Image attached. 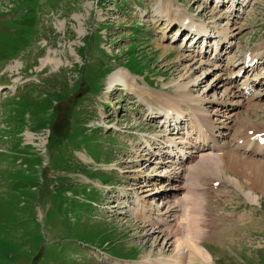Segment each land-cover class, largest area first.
<instances>
[{"label": "rangeland", "instance_id": "obj_1", "mask_svg": "<svg viewBox=\"0 0 264 264\" xmlns=\"http://www.w3.org/2000/svg\"><path fill=\"white\" fill-rule=\"evenodd\" d=\"M217 1L0 0V264L172 257L176 264H264V159H252L262 169L246 164L232 175L214 151L188 156L181 176L174 175L138 148L140 138H170L174 127L151 122L133 91L103 94L107 77L126 67L154 105L158 93L183 95L184 87H176L189 84L195 104L212 103V111L234 78L229 70L239 71L248 53L264 54V0H245L232 27L224 14L230 2ZM161 4L211 34L231 29L226 35L233 37L215 53L201 39L207 53L194 61L186 48L198 50L196 39L185 36L178 18L157 15ZM216 54L223 57L213 69L207 64ZM255 77L264 81V69ZM256 94L264 96V86ZM232 103L228 115L235 113ZM261 109L250 121L264 129ZM139 200L152 222L170 212L173 233L144 223Z\"/></svg>", "mask_w": 264, "mask_h": 264}, {"label": "bare ground", "instance_id": "obj_2", "mask_svg": "<svg viewBox=\"0 0 264 264\" xmlns=\"http://www.w3.org/2000/svg\"><path fill=\"white\" fill-rule=\"evenodd\" d=\"M228 2H230L231 4L228 7H226V9L224 10V14L226 20L228 21L227 26L232 27L240 19L241 10L239 8H243L246 5H245V0H228L227 2H223V0H221V6L223 7L225 3ZM158 6H159L158 7L159 10L157 12V15L166 17L168 22L172 21L173 18H178L177 22L179 24L180 29L182 28V31L187 32L185 36L188 35L194 36L193 39L196 40L193 42L192 48H196L198 45L201 46V49L198 52L196 51V49L186 48L190 56L192 54L194 55L196 54V56L193 57L194 61H197L198 60L197 57L202 55L201 50H203V54L207 53L206 44L203 45L205 41L203 42L202 45H200L201 39L203 40L206 39L208 40L207 42H211V41L215 42L213 44L215 51L219 48V45L223 47L225 43H229V38L233 37V36H228V34L226 35V33H228L231 29L224 31L215 30V32L211 34V32L207 30V28L206 31L203 28H201L200 25L202 24L198 25L197 23H193V20L183 15L179 17L172 16L171 13H169V11H164L162 4L161 6L160 5ZM220 10L221 9H219L218 11ZM228 17H230V19ZM230 48H232V46H230ZM263 50L264 48L262 49V51ZM187 57L189 58V56ZM221 57L223 56L217 54L213 63L211 64L206 63V64L210 66L213 65V69H215L216 66H218L215 61H220L222 59ZM263 65H264V54H262V52L261 53L252 52L247 54V56L243 58L241 67L239 68V71L243 69L244 75L243 74L242 76L238 75L239 71L233 73L232 71L229 70L230 75H235V74L236 75L234 78H230L226 81L225 84H228V87L224 88V93H225L224 98L223 99L220 98L221 99L220 103L214 102L215 106L212 111L211 110L209 111V107L212 105V103L210 104V102H207V100L205 102L210 105L205 106V108H203L202 106H197L195 104L198 97L196 96L197 98L196 100H194V98L188 94L186 90L187 89L186 86H189V84H180V86L176 87V89L178 88L180 89V87H184L182 88L184 89V93H185L183 95L182 94L180 95V93H178L179 91H175L177 95H175L174 97L172 95L166 96L163 93H158L157 95L160 99H158L157 102H155L156 104L154 105L151 102L152 97H149L148 99L143 98V95L147 96V94L143 92V90L136 88L138 83L135 80V78L132 77L128 72H122V71H115L107 77L103 94H105V99H107V96L113 89H115V87H120L126 91H133L134 94H136V98L141 99V101L145 103V110L146 112H148L149 114L148 116L150 117L151 122L157 121V119L162 118V121H160L161 129L167 131L174 127L173 129V131H175L174 135H172L170 138L162 137V140L165 141V143L159 140V138L161 139V137H159L158 135H151L149 136L150 138L149 137L140 138L142 139L145 146L143 147L140 146L139 154H143L146 158L148 155L149 156L154 155L156 159L161 161V162H155L156 166L159 165V163L169 165L170 169H172L171 172L174 175H179L183 170L181 169L182 163L184 161L187 162L188 156H193L196 153L203 152L205 150H211L218 152L219 154L218 160L221 163H223L222 165H224V167H226L224 168L225 171L226 169H228L232 175H238L241 174L240 172L242 171L243 167L247 166L246 164H249V167L250 165L252 166L254 164L252 160L253 158H257L258 160L264 159V129L262 127H258L261 126V125H257L259 123L255 124L250 121V119H252L251 117L254 115L253 113L254 110H256L257 108L259 107L263 108L261 110H263L264 113V96H260L259 94H255V93L251 94L252 89L256 90L255 86L262 84L261 80L257 79L254 74ZM218 67L217 69H219ZM248 67L251 70L247 69ZM241 77H242V81L240 83L241 86L239 88L237 86H233V84H235V82H238ZM231 86L235 88H231ZM253 98H256L257 100L254 101ZM232 99L235 100L233 103L235 105L234 108L236 110L235 113L232 112V114L228 115L227 112L228 111L231 112V106L229 103H232ZM258 101L260 102L258 103ZM152 105H154L155 107ZM183 106L187 110L185 116H181L183 114V110H182ZM244 109H246L245 112ZM183 119L189 121V126L186 127V132L181 133L182 128H177V127L179 124L182 125L184 123ZM113 127L115 126L113 125ZM226 138H228L227 141H225ZM153 139H156V141L154 142ZM154 144L162 145L159 146L158 149L159 152L155 154L152 153L151 150V146ZM163 159H167V160L163 161ZM142 161L145 162V160ZM253 168H255L256 171L262 169L257 166ZM137 171L138 170H135V172ZM139 171H141V169ZM165 179H167V181L172 180V178H170V175L167 176ZM168 185L169 184L165 185V187ZM168 189L177 190V185L174 186L172 185ZM141 201L142 200H139L137 202V205L140 207V212L138 213H140L143 219H145L144 223H152V225L156 226L157 227L156 229L158 230L159 228H163L165 229V231L168 232V234L169 232H172L170 231V226H167L168 224L167 218L170 217L168 215L170 212L167 215L164 214L159 216L158 222L156 221L152 222L149 219L150 217L147 216L149 212L145 213L146 210L145 208H143V204L141 203ZM158 233H163V231L160 230ZM196 252H198V250ZM161 261L159 260L160 263H158L155 259L154 260L147 259V261L145 260L143 262L136 264H176L178 262V259L172 257L167 260L161 259ZM114 263H118V262H114ZM187 264H189L188 261Z\"/></svg>", "mask_w": 264, "mask_h": 264}, {"label": "trees", "instance_id": "obj_3", "mask_svg": "<svg viewBox=\"0 0 264 264\" xmlns=\"http://www.w3.org/2000/svg\"><path fill=\"white\" fill-rule=\"evenodd\" d=\"M60 0H49V3L48 4H52V3H58ZM65 2V0H61V2L59 3L60 6H62V3ZM66 6V4L64 5V7ZM33 22V21H32ZM30 23H24V25H29ZM29 36H30V33H29ZM28 36V37H29Z\"/></svg>", "mask_w": 264, "mask_h": 264}]
</instances>
